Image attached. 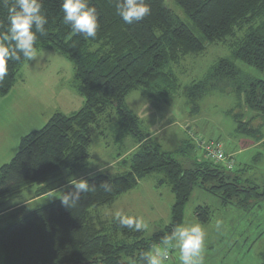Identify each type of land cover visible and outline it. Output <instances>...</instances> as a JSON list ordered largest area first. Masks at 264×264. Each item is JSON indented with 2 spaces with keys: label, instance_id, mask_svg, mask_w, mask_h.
I'll use <instances>...</instances> for the list:
<instances>
[{
  "label": "trees",
  "instance_id": "1",
  "mask_svg": "<svg viewBox=\"0 0 264 264\" xmlns=\"http://www.w3.org/2000/svg\"><path fill=\"white\" fill-rule=\"evenodd\" d=\"M174 1L192 25L165 0H145L150 15L131 25L116 14V0H88L97 10L99 28L95 39H85L63 23L60 0H43L49 23L45 35L37 34V47H55L72 61L76 88L85 97V104L69 116L55 113L43 128L23 136L17 154L1 166L0 217H12L0 229L1 264H145L142 254L174 226L184 223L185 208L196 187L220 194L224 206L246 192L234 169L195 155L196 142L191 137L183 139L175 150L164 149L142 130L140 117L126 99L140 90L152 100H167L179 88L173 65L188 55L204 52L207 43L230 38L234 60L221 58L203 80L193 83L190 101L196 109L197 102L210 91L232 89L238 95L239 107L264 116V79L245 74L236 64L241 60L264 72V0ZM6 27V11L0 8V32ZM22 64L9 63L0 94L12 89ZM110 108L116 109L137 141L130 170L116 176L100 172L77 178L97 186L108 180L112 190L97 187L82 194L72 209L62 206L58 198L26 212L30 200L58 189L62 193L73 190L68 180H62L63 173L81 168L90 158L92 128L99 126ZM229 113L237 123V132L258 135V129L251 125L253 119L245 121L241 111ZM152 173L162 174L158 184H167L175 195L169 224L147 236L145 231L121 227L114 217H102L98 208L112 205ZM55 182L60 183L53 185ZM36 185L34 196L22 201V192ZM252 188L258 187L249 190ZM211 212L208 205L195 210L201 223L211 221ZM262 258L264 264V253Z\"/></svg>",
  "mask_w": 264,
  "mask_h": 264
},
{
  "label": "rangeland",
  "instance_id": "2",
  "mask_svg": "<svg viewBox=\"0 0 264 264\" xmlns=\"http://www.w3.org/2000/svg\"><path fill=\"white\" fill-rule=\"evenodd\" d=\"M165 1L192 25L174 0ZM231 41L228 38L225 42L207 43L204 52L188 55L173 65L179 88L167 100H152L137 90L127 96L126 103L140 117L142 130L166 150H175L189 136L196 142L195 155L200 159H208L204 145L197 146L200 140L221 143L227 155H233L234 171L240 175L239 183L245 186L246 192H241L233 204L224 206L220 194L196 187L186 205L182 225L199 223L204 228V264H261L264 253V116L239 107L238 95L232 89L210 91L197 102L196 109L188 96L192 84L203 80L221 58L234 60ZM40 49L43 55L38 62H23L12 89L5 95L0 94V169L17 154L23 136L43 128L55 113L69 116L85 104V97L76 88L72 61L55 47ZM236 64L245 74L264 79V72L255 67L241 60ZM230 111L233 114L241 111L245 121L253 119L251 125L258 129V135L237 132V123ZM92 135L90 158L81 168L64 171L62 180L100 172L116 176L130 170L131 156L138 145L115 108H110L99 126L92 128ZM258 136L263 139L259 140ZM162 176L159 173L146 176L112 205L98 208L99 213L104 219L113 218L116 211L141 216L149 225L146 235H153L170 223L175 202L171 188L158 184ZM251 186L258 188L249 190ZM37 188L38 185L25 189L22 201L30 200ZM62 192L58 189L30 200L25 206L26 212L57 200ZM249 194L251 197L247 200ZM200 205L211 207L210 222L198 221L195 210ZM217 220L223 222L219 231ZM11 221V216L0 217V229ZM178 255V250H172L167 264H179Z\"/></svg>",
  "mask_w": 264,
  "mask_h": 264
},
{
  "label": "clouds",
  "instance_id": "3",
  "mask_svg": "<svg viewBox=\"0 0 264 264\" xmlns=\"http://www.w3.org/2000/svg\"><path fill=\"white\" fill-rule=\"evenodd\" d=\"M0 8L6 11L7 27L0 32V82L9 74V63L38 62L42 57L37 47L38 35H45L48 17L43 10V0H0ZM62 21L74 34L85 39H95L99 28L98 13L95 7L89 6L88 0H60ZM151 9L145 0H116V14L125 24L143 20L150 15ZM68 183L73 190L61 193L62 206L72 209L81 200L82 194L93 192L97 187L106 192L112 190L105 180L99 186L89 183L87 179H76L70 176ZM114 219L123 228L141 232L148 230L149 225L141 216L128 215L116 211ZM223 222L216 221L219 231ZM206 232L199 223L176 225L159 243L150 246L142 254L145 264H167L172 250H178L179 264H204Z\"/></svg>",
  "mask_w": 264,
  "mask_h": 264
},
{
  "label": "built area",
  "instance_id": "4",
  "mask_svg": "<svg viewBox=\"0 0 264 264\" xmlns=\"http://www.w3.org/2000/svg\"><path fill=\"white\" fill-rule=\"evenodd\" d=\"M199 145L200 146L204 145V149L206 153L205 156L209 160L222 163L228 169L231 170L235 168V164H236L235 159L233 158V156L227 155L221 143L213 142V141L202 142V140H200ZM169 258H170V254H169Z\"/></svg>",
  "mask_w": 264,
  "mask_h": 264
},
{
  "label": "crops",
  "instance_id": "5",
  "mask_svg": "<svg viewBox=\"0 0 264 264\" xmlns=\"http://www.w3.org/2000/svg\"><path fill=\"white\" fill-rule=\"evenodd\" d=\"M233 156V155H232Z\"/></svg>",
  "mask_w": 264,
  "mask_h": 264
}]
</instances>
